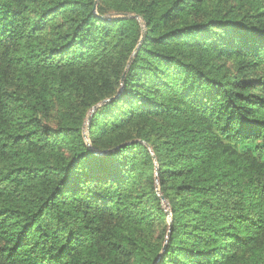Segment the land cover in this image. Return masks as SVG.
<instances>
[{
	"label": "trees",
	"instance_id": "1",
	"mask_svg": "<svg viewBox=\"0 0 264 264\" xmlns=\"http://www.w3.org/2000/svg\"><path fill=\"white\" fill-rule=\"evenodd\" d=\"M0 264H264V0H0Z\"/></svg>",
	"mask_w": 264,
	"mask_h": 264
},
{
	"label": "water",
	"instance_id": "2",
	"mask_svg": "<svg viewBox=\"0 0 264 264\" xmlns=\"http://www.w3.org/2000/svg\"><path fill=\"white\" fill-rule=\"evenodd\" d=\"M99 1H100V0H96V4H98ZM125 16L127 17V16H133V15L125 14ZM136 17H138V16H136ZM132 59H133V56L130 58L129 65H130ZM129 65H128V68H129ZM128 68H127V69H128ZM106 101H107V100H106ZM106 101H104V103H105ZM95 109H96V107H94V108L92 109V113L95 111ZM85 137H86L87 141H89V139H88V133L85 134ZM116 149H117V148H116ZM116 149H111V150H109L108 152H112V151H114V150H116ZM162 199H164V197H162Z\"/></svg>",
	"mask_w": 264,
	"mask_h": 264
}]
</instances>
